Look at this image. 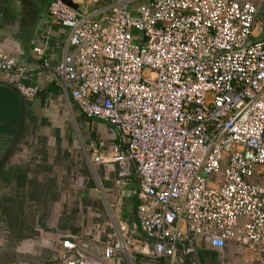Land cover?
Wrapping results in <instances>:
<instances>
[{
	"label": "built area",
	"instance_id": "1",
	"mask_svg": "<svg viewBox=\"0 0 264 264\" xmlns=\"http://www.w3.org/2000/svg\"><path fill=\"white\" fill-rule=\"evenodd\" d=\"M88 0L80 14L52 0L48 14L74 49L57 65L49 41L34 49L39 68L88 120L120 137L112 161L117 187L138 176L142 255L202 264V246L243 264H264V23L253 0ZM30 69L0 53V73L17 78L26 100ZM105 143L93 150L101 160ZM61 241L45 264H104L130 254L122 241Z\"/></svg>",
	"mask_w": 264,
	"mask_h": 264
},
{
	"label": "crops",
	"instance_id": "2",
	"mask_svg": "<svg viewBox=\"0 0 264 264\" xmlns=\"http://www.w3.org/2000/svg\"><path fill=\"white\" fill-rule=\"evenodd\" d=\"M51 1L0 0V53L13 57L19 64L30 69L23 83L41 89L39 96L31 100L33 106L38 100L40 105L46 108L51 102H56L58 105L63 102L68 105V111L73 117L72 109L78 107L62 92L56 76L49 70L39 68L40 61L34 53L36 47L49 41L47 58L52 66H57L66 54L74 52V49L68 46L69 31L49 17L48 8ZM79 1L84 4V11L87 13L96 9L89 5L88 0ZM253 2L258 6L260 20L264 23V0H253ZM43 5L45 7L42 9ZM16 82L15 76L0 73V85L16 90ZM81 118L83 119L82 116ZM83 122L85 135L81 137L90 159L88 161L86 155V162H90L89 164L95 168L97 180L89 167H85L84 176L81 177L83 181L80 183L81 189L84 190L81 194H78L76 189L69 193L74 197L75 203L69 205L66 213L60 212L61 206L53 198L51 204L44 203V207H47L44 213L38 211L37 233H26L21 239H14L10 233H7L9 236L6 235L3 245L0 246V264H28L22 262L25 258L20 255L17 246L14 248V245L16 241H30L34 236L41 246V264H45L52 255L53 249L69 237L92 241L98 253H103L105 245L114 241H122L130 247V254H117L114 259L104 261V264H165L164 260H150L142 255L145 239L137 221V210L140 206L139 183L133 163L128 164L130 175L125 185L116 186L119 168L112 161V151L120 143L119 135L115 139L106 138L102 131L104 122L96 120L93 124L84 120ZM94 130L96 134L92 135ZM58 138L61 141L62 136L57 137L56 140ZM69 138L74 140L72 136ZM100 143H105V149L101 160L95 162L92 153ZM104 201L107 210L104 208ZM82 202L85 205L83 215L78 213V205ZM200 254L202 264H209L214 257L221 260V263L217 264H241V258L239 259L236 248L232 245L226 250L223 259L208 250L205 245L202 246ZM174 264L189 263L179 254Z\"/></svg>",
	"mask_w": 264,
	"mask_h": 264
},
{
	"label": "rangeland",
	"instance_id": "3",
	"mask_svg": "<svg viewBox=\"0 0 264 264\" xmlns=\"http://www.w3.org/2000/svg\"><path fill=\"white\" fill-rule=\"evenodd\" d=\"M146 1L147 0H139L132 5V8H135L138 4H145ZM44 7L45 6L43 5L42 9ZM262 38H264V34L262 35ZM35 103L36 104L31 109V115L37 120L38 126L33 127L34 123L31 120H28L29 132L25 135L26 140L21 143L20 149L22 148V151L10 159L4 172L5 174L8 173L11 170V165L21 164L23 161H27L29 153L32 154L33 152V156L38 155L40 158L42 156L41 151L44 149V153L49 156L52 164L51 168L53 169L52 173L47 175L42 173L39 179L40 181H43L46 188H52V191L48 193V190H46V194H43L44 196L38 202L32 205L29 204L27 207L28 214L34 215L37 219L38 211L44 213L47 208L46 206L44 207V203H50L53 198L60 204V212L62 214L67 212L69 205L75 203L73 201L74 197H71L69 193H72V190L76 189L75 191L78 192V194H81L84 190L81 189L80 183L83 181L81 177L84 176L81 171H83L85 167H89L95 180H97V177L95 174V168L89 164L90 162L88 163L90 159L86 152L87 147L81 137L85 135V124L81 118V111L77 108H73V118L68 111V105L66 103L64 104L61 102L59 103V106L58 103L51 102V105L47 108L41 106L39 100ZM102 131L106 138L115 139L118 137V133L107 123L102 124ZM91 134L93 135V133ZM59 136H62L60 142L56 140ZM70 136H72L74 140H71L69 138ZM27 141L29 146H26L25 144ZM31 145L33 147H31ZM86 155H88L89 159L87 162ZM250 182L264 186V182H256L254 180H251ZM7 193L9 194L0 178V199L7 195ZM84 206L83 202L81 205H78V213H81L82 215L84 214ZM106 207L107 205L104 201V208L107 210L108 207ZM33 232L37 233V226L34 228ZM7 233V231L0 228V246L3 245L6 235L9 236ZM15 246L19 248L20 255L25 258L24 261H22L23 263L39 264L41 262V246L37 242L36 236L30 241H16L14 248ZM217 263H221V260L214 257L213 261L209 264ZM241 264H243L242 260Z\"/></svg>",
	"mask_w": 264,
	"mask_h": 264
},
{
	"label": "trees",
	"instance_id": "4",
	"mask_svg": "<svg viewBox=\"0 0 264 264\" xmlns=\"http://www.w3.org/2000/svg\"><path fill=\"white\" fill-rule=\"evenodd\" d=\"M22 100L25 105L23 129L6 163L0 168V178L9 192L0 199V228L10 233L14 239H21L26 233H34L36 217L28 214L27 207L38 202L43 194H46V190L48 193L52 191V188H46L39 179L42 173L47 175L53 170L51 159L44 153V149L40 158L38 155L33 156V152L29 153L27 161L11 165V170L6 174L4 172L10 159L22 151L21 143L26 140L25 135L29 132L28 120L34 123L33 127L38 126L37 120L31 115L33 106L31 100L20 98L14 89L5 85H0V164H2L1 160L6 158L9 146L18 132ZM82 117L85 122L94 123V120H88L83 115ZM95 132V130L92 132L93 135L96 134ZM58 142H60L59 138ZM25 144L29 146L28 141Z\"/></svg>",
	"mask_w": 264,
	"mask_h": 264
},
{
	"label": "water",
	"instance_id": "5",
	"mask_svg": "<svg viewBox=\"0 0 264 264\" xmlns=\"http://www.w3.org/2000/svg\"><path fill=\"white\" fill-rule=\"evenodd\" d=\"M64 4H66L67 6H69L70 8L74 9L75 11L79 12L80 14H86V12L84 11V4L79 1V0H61ZM262 38V36H260ZM16 91V90H15ZM16 93L18 94V96L20 98L23 99V97L18 93V91H16ZM24 117H25V105H24V102L23 100L21 101V113H20V125H19V128H18V132L17 134L15 135V137L13 138L12 140V143L11 145L9 146V149H8V153H7V156L6 158L2 161V164H0V168H1V165L5 164L6 161H7V157L9 156L10 154V151L13 147V145L15 144V142L17 141L18 137L20 136L21 132H22V129H23V125H24Z\"/></svg>",
	"mask_w": 264,
	"mask_h": 264
},
{
	"label": "flooded vegetation",
	"instance_id": "6",
	"mask_svg": "<svg viewBox=\"0 0 264 264\" xmlns=\"http://www.w3.org/2000/svg\"><path fill=\"white\" fill-rule=\"evenodd\" d=\"M1 162H2V160H1Z\"/></svg>",
	"mask_w": 264,
	"mask_h": 264
}]
</instances>
